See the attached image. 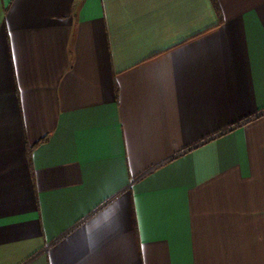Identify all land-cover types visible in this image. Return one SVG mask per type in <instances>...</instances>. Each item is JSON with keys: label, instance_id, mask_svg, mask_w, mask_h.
Listing matches in <instances>:
<instances>
[{"label": "crops", "instance_id": "0c3cea01", "mask_svg": "<svg viewBox=\"0 0 264 264\" xmlns=\"http://www.w3.org/2000/svg\"><path fill=\"white\" fill-rule=\"evenodd\" d=\"M0 0V264H264V0Z\"/></svg>", "mask_w": 264, "mask_h": 264}, {"label": "trees", "instance_id": "16d2710c", "mask_svg": "<svg viewBox=\"0 0 264 264\" xmlns=\"http://www.w3.org/2000/svg\"><path fill=\"white\" fill-rule=\"evenodd\" d=\"M211 1H212L213 5H214L215 9L218 10V6H217L215 0H211Z\"/></svg>", "mask_w": 264, "mask_h": 264}]
</instances>
